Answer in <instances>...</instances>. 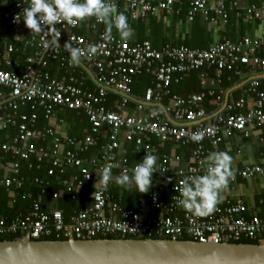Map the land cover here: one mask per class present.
<instances>
[{
	"label": "built area",
	"instance_id": "obj_1",
	"mask_svg": "<svg viewBox=\"0 0 264 264\" xmlns=\"http://www.w3.org/2000/svg\"><path fill=\"white\" fill-rule=\"evenodd\" d=\"M256 1L264 12V0ZM106 2L114 3L118 12L126 15L130 28L135 21H146L158 15H179L181 9L175 10L177 3L188 6L185 14L188 23L198 16L207 24L227 20V0H216V7H211L207 0ZM27 3L28 0H16L13 8L8 0H0V22L1 18L8 20L15 41L35 50L34 56L26 60L25 73L18 76L5 70L14 65L13 46H0V87L9 95L0 93V130L8 126L17 128L14 137L0 143V187L8 194L9 204L12 205L15 192L21 189L25 181L21 175L22 164L31 170L35 163L41 164L47 160L51 161L48 175L53 176L56 171L61 186L52 195L51 202H57L66 194L79 192L84 183L91 184L93 191L87 206L71 216L68 222L64 220L61 210L50 205L47 210L43 209L41 198L28 210L14 213L10 219L0 211V239L83 241L114 237L171 241L188 239L214 245L248 242L264 246V218H247L240 200L228 205L218 202L211 213L203 216L183 212L176 203L179 197L176 188L184 177L204 174L205 158L209 154L205 144L218 152L223 138L235 135L249 138L256 130L264 131V90L261 89L264 87V38L243 37L236 42L224 38L208 49L170 45L157 49L149 41L130 44L112 34V40H104L103 34L107 30L103 28L105 23H98L95 17L87 22L84 35L75 33L80 22L74 26L67 22L58 23L54 32L44 26V32L33 34L25 26L22 16L19 22L14 21ZM233 6L236 7V4ZM258 11L253 7L247 9L245 20L258 17ZM56 42L60 45H56ZM65 44L82 49L89 45L98 46L97 53L91 59L84 56L80 60L98 84L93 83V90L86 88L85 82L89 76L81 67L84 74L79 78L72 74L77 64L70 63ZM45 57L58 61L65 68V75L53 79L41 73V68L45 67ZM203 68H214L217 78L224 71H232L241 80L250 79L245 97L233 100L223 108L224 93L220 91L215 101L217 110L209 114L203 107L206 93L186 97L170 93L169 87L175 76ZM244 68L248 70L247 74L242 73ZM143 72L154 76L155 85L147 89L143 98H137L132 93L131 85L133 78ZM202 81L203 85L207 84L205 79ZM109 92L120 97L116 110H110L106 105ZM213 94V91H208L209 96ZM250 95L251 101L248 100ZM156 105L162 106L164 111ZM26 107L30 108L31 115L19 112ZM220 108H223L222 111H219ZM37 111H41L48 121L60 111L81 113L88 119L89 132L83 138L76 139L58 137L50 128L36 129ZM195 133H203L199 143L191 139ZM102 138L107 143L101 147L100 154L89 159L82 158ZM123 144L134 146L133 154L140 156V162L133 163L127 156L119 157ZM167 144L191 145L189 164L174 170L171 166L180 161L179 157L167 154L158 157L159 149ZM62 145L65 149L60 151ZM147 154L156 155L158 159L159 169L153 173V177L172 176L176 178V183L170 187L167 202L160 199L155 189L145 193L149 196L152 212L142 216L123 208L110 193L109 184L102 188L99 180L105 166L111 168L112 174L131 176L134 166L141 163ZM68 168L77 170L78 174L63 177ZM238 176L244 180L264 178V169L246 166L238 172ZM34 183L44 187L49 184L38 178L34 179Z\"/></svg>",
	"mask_w": 264,
	"mask_h": 264
},
{
	"label": "trees",
	"instance_id": "obj_2",
	"mask_svg": "<svg viewBox=\"0 0 264 264\" xmlns=\"http://www.w3.org/2000/svg\"><path fill=\"white\" fill-rule=\"evenodd\" d=\"M15 1L16 0H8V4L11 7H15ZM6 9V8H5ZM183 11V8H182ZM227 20H229V25L234 19V15H236V12L234 13H227ZM180 18L183 20L182 14H180ZM94 17L86 18L85 20L80 22L79 27L75 31L77 35H84L85 27L88 21H91ZM154 19V17L149 18L146 21H135L131 25V30L134 31V35L137 36V44L141 43L143 41H149L151 45L154 48L159 49L160 46H163L164 42L161 45H158L159 37L161 35L160 29L157 28H151L148 26V21ZM189 34L185 37V39L180 44H171V46H185L190 49H208L213 41L211 38V35L213 33L212 30H207L206 24L202 23L200 19H195L192 23H189ZM103 28L107 29V25L104 24ZM147 28L150 31V36L147 35L145 32L147 31ZM111 34L116 35L115 27H112ZM135 44V43H131ZM0 46H13L15 52L13 53V62L14 65L5 68V70L12 72L15 75L22 76L25 73L26 68V60L29 57H33L35 50L33 48L25 47L22 43H19L15 41L14 35L12 32V28L10 25V22L4 18H1L0 22ZM165 46V44H164ZM41 56H39L40 58ZM38 58V59H39ZM45 62V67L41 68V73L47 74L50 76V78L53 79H59L62 76L65 75V68H62L60 63L58 61H53L48 59L47 57L43 60ZM72 74L79 78L81 74H84L81 68L77 65L74 66L72 69ZM247 69H242L243 74H247ZM202 79H205L207 84H202ZM244 80H241V78L234 74L232 71H224L218 78L216 77V72L214 68L207 69L203 68L198 71H192L187 74L175 76V78L172 80L171 85L169 87V91L172 95H178L181 97H186L191 94H200V93H206V97L203 103V107L205 111L209 114L215 112L217 110L215 101L216 97L219 95L220 91L226 92L228 89L232 88L235 84L241 83ZM87 85V86H86ZM155 85V78L152 74L148 73H141L133 78V83L131 85L132 93L137 98H143L145 95V92L149 88H153ZM85 86L89 90H93L95 86L93 83L89 80L87 77V80L85 82ZM213 91L214 94L212 96L208 95V91ZM0 93H4V95H8V91L0 87ZM120 101V97L114 93L109 92L106 97V105L110 110H116L117 104ZM134 105V103H132ZM20 113L30 115L31 111L29 107L21 108L19 110ZM70 112V111H68ZM2 113V109L0 110V114ZM38 113L40 114V111H37L36 114L38 116ZM71 115L75 119L82 120L84 125L83 127L89 129L90 125L88 124V119L81 113L76 112H70ZM41 117H39V122L36 123L35 128L36 129H44L46 127V121L43 118V113L40 114ZM38 119V118H37ZM17 133V128L13 126H8L4 130H0V143L7 140V138H12ZM8 135L5 139V136ZM74 136H70V138H73ZM81 137V136H79ZM105 140H101L99 144L91 148L88 152H92L94 149L100 150L103 146ZM178 146V154L181 153V151H184L186 155L189 157L191 155L192 146ZM169 144L164 145L161 147L158 151V157L161 156L163 153H169L170 149ZM130 149H134V146L131 145ZM87 152V154H88ZM132 153V150L130 151V154ZM87 154L85 156H87ZM133 155V154H132ZM187 157V159H188ZM131 160V156H129ZM1 164V160H0ZM51 168V161H44L41 164H36L33 166L31 170H28L25 164H22L21 166V175L24 176V183L18 191L15 192L14 196V203L10 205V198L8 197V194L5 192V190L0 187V211L5 214L9 219L12 217V215L18 211H25L28 210L33 203H35L39 198H41L42 201V207L43 209L47 210L48 205L53 204L54 202H51L52 195L57 192L61 186L58 183L57 180V172L55 171V174L53 176L48 175V170ZM75 169L68 168L63 175V177L68 178L70 175L75 174L76 172L73 171ZM1 170H0V178H1ZM40 179L48 181L47 186H39L38 184L34 183V179ZM153 183L150 190L155 189L160 197V199L164 202H167L170 197V187L176 183V178L172 176H165V177H158L154 176L152 177ZM92 186L89 183H84L81 190L77 193L72 194H66L58 200L56 203L57 209L61 210L64 216V220L68 222L70 220V217L73 216L75 213L81 211L85 206L84 203H86L92 193ZM125 192H129V194L132 193V197L137 201L140 198H145L149 200L148 194H143L138 191L136 187L126 188ZM115 198L118 200L117 194L113 193ZM133 210L132 208H128ZM183 212H187L184 209H182ZM134 212V210H133ZM107 239H114V237H108ZM125 239V238H124ZM129 239V238H126ZM15 238L8 237L5 239H0V241H14ZM188 240V239H185ZM47 241H56L54 238H49ZM246 244H249L248 242H244Z\"/></svg>",
	"mask_w": 264,
	"mask_h": 264
},
{
	"label": "crops",
	"instance_id": "obj_3",
	"mask_svg": "<svg viewBox=\"0 0 264 264\" xmlns=\"http://www.w3.org/2000/svg\"><path fill=\"white\" fill-rule=\"evenodd\" d=\"M207 1L211 5V7H216L217 5L216 0H207ZM234 3L236 4V7L233 6ZM226 5H227L226 11L228 15L229 13L231 14L236 12V15H234V19L232 20L230 25L228 23L229 20L217 21L214 24H207L201 19L200 16L195 18V19H200L202 23L206 24L207 30L213 31L211 35L213 43L224 38L231 42H236L243 37L264 38V12L261 9V5L259 2H257L256 0H227ZM252 7L255 8L256 11L259 10L258 11L259 16L255 18L253 17V19L250 21H246L244 18L245 12L247 9ZM177 8L181 9L180 14H182L183 20L177 19L180 18L181 16L180 14L177 15L176 13H174L173 15L168 17L158 15L154 17V19L148 21L147 27L149 26L150 27L149 29H151L152 27L153 28L158 27L162 32L159 37L158 45H161L163 42L165 45H170V46L171 44H176V45L180 44L189 34L190 24L185 20V14L188 6L185 3H181V4L177 3L175 5V10ZM149 29L147 28V31L145 33L150 36ZM115 32H116L115 36L121 39L117 29H115ZM137 38L138 37L134 35V31H132V35L126 40L130 44L131 43L137 44L136 43ZM161 47L162 46H160L159 48ZM89 80L92 82L91 79ZM201 83L203 84V81H201ZM249 83H250V79L244 80L241 83L235 84L232 88L224 92L222 96L223 105L225 103V100H227V104H230L233 100H237L241 97H245V92L247 91ZM237 86L238 88L233 89L234 87ZM261 89L264 90V87H261ZM248 100L250 101L252 100V95L249 96ZM41 113L42 112L40 111V114ZM40 114L38 113V119L36 123L39 122L40 119L39 117H41ZM44 120L46 121V127L53 130L58 137L70 138V136H74L73 138L81 139L89 132L90 129L83 127L84 125L83 121L79 119H75L68 111L57 112L56 115L50 121L46 120L45 118ZM7 137L9 136L6 135L5 139ZM120 138L122 141V136H120ZM9 139L10 138H7V140ZM102 139L105 140L103 144L105 145L107 143V140L105 138ZM152 142L155 143L154 141ZM130 146L131 145L129 144H123L121 150L118 153L119 157L131 156L132 157L131 161L133 163L140 162L141 160L140 156L133 154L134 149H130ZM170 146L172 147H170L169 153H163V154H167L169 156H177L180 159L178 163H173L171 168L176 170L188 165L190 162L191 155L188 157L184 151H181V153L178 154L177 153L178 146L177 145H170ZM205 147L209 150V153L214 152L210 147V145L205 144ZM64 149L65 146L62 145L60 151H63ZM131 150L132 153L130 154ZM100 151L101 149L100 150L94 149L91 153L88 152V154L87 153L83 154L82 158L89 159L92 157H97L100 154ZM219 151L227 152L232 156L233 158L232 171L234 173V176L232 179H230L227 187L222 190L220 194L219 202L222 205H228V204H234L238 200H240L244 204V208H245L244 215L247 218H251L254 216L264 218V206H263L264 178L254 177L249 180H244L240 176H238V172L241 171L246 166H259L264 169V131L256 130L250 135L249 138H243L240 135H235L228 139L223 138L219 145ZM86 154L87 156H85ZM73 171L76 172L73 175L78 174L77 170H73ZM73 175H70L69 177ZM119 176L120 175H118L117 173H113L112 180L109 182V190L110 193L113 192L117 194L118 201L120 202L121 206L125 209H128L130 207L134 210V212L139 213L142 216H145L148 213L152 212L150 208L149 200L142 197L136 201L132 197V193L131 194H129V192L124 193L126 187L121 186L116 182ZM127 188L132 189V187H127ZM57 202H54L50 206L55 207L57 209V205H56ZM89 202L90 200L84 203L85 204L84 206L86 207Z\"/></svg>",
	"mask_w": 264,
	"mask_h": 264
},
{
	"label": "clouds",
	"instance_id": "obj_4",
	"mask_svg": "<svg viewBox=\"0 0 264 264\" xmlns=\"http://www.w3.org/2000/svg\"><path fill=\"white\" fill-rule=\"evenodd\" d=\"M6 2V0H5ZM23 17L25 26L33 34L47 30L54 32L55 25L67 22L76 25L86 18L95 17L98 23L107 25L103 34L106 41L112 40L111 30L115 27L121 39H128L132 35L124 13L118 12L114 3L109 4L106 0H28L27 7L14 17L19 22ZM66 51L70 54V63L78 64L82 57L92 58L98 51V46L89 45L86 49L72 47L65 44ZM203 133H195L191 137L194 142L199 143ZM232 156L224 151L211 152L205 158V171L203 175L185 176L176 188L179 197L176 203L179 207L195 215H207L211 213L220 199V194L227 187L230 179L233 178ZM157 156L147 154L141 163L134 166L132 175L123 174L116 182L124 187H136L140 193H147L152 187L153 173L158 170ZM112 171L105 166L99 184L106 188L112 180Z\"/></svg>",
	"mask_w": 264,
	"mask_h": 264
},
{
	"label": "water",
	"instance_id": "obj_5",
	"mask_svg": "<svg viewBox=\"0 0 264 264\" xmlns=\"http://www.w3.org/2000/svg\"><path fill=\"white\" fill-rule=\"evenodd\" d=\"M77 65L98 86L93 74ZM0 264H264V246L164 239L14 240L0 241Z\"/></svg>",
	"mask_w": 264,
	"mask_h": 264
}]
</instances>
